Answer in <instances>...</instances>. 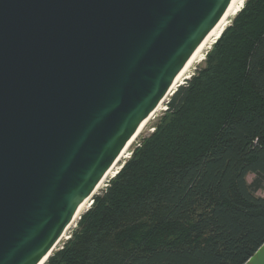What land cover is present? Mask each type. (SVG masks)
<instances>
[{
    "label": "water",
    "instance_id": "1",
    "mask_svg": "<svg viewBox=\"0 0 264 264\" xmlns=\"http://www.w3.org/2000/svg\"><path fill=\"white\" fill-rule=\"evenodd\" d=\"M231 1L0 0V264L48 261Z\"/></svg>",
    "mask_w": 264,
    "mask_h": 264
},
{
    "label": "trees",
    "instance_id": "2",
    "mask_svg": "<svg viewBox=\"0 0 264 264\" xmlns=\"http://www.w3.org/2000/svg\"><path fill=\"white\" fill-rule=\"evenodd\" d=\"M240 9L45 264H245L264 244V0Z\"/></svg>",
    "mask_w": 264,
    "mask_h": 264
},
{
    "label": "bare ground",
    "instance_id": "3",
    "mask_svg": "<svg viewBox=\"0 0 264 264\" xmlns=\"http://www.w3.org/2000/svg\"><path fill=\"white\" fill-rule=\"evenodd\" d=\"M241 3V0H232L224 14L222 15L219 22L216 24V26L211 30V34H208L207 37L203 40V44L200 45L195 53L192 55L190 60L187 62L185 67L182 69L176 80L174 81L173 85L171 86L170 90L166 94L163 101L160 103V105L156 108V110L150 115V117L143 123V125L140 126L137 133L132 138L133 142L128 143V148H124L121 153L118 155L114 163L111 165V167L108 169V171L105 173V175L101 178L91 195L80 205V207L77 210V213L71 222V224L68 226L66 232L61 237L59 244L63 240H68L70 238V235L68 236V231L71 228L76 227L77 223L80 221L81 217L91 208L92 206V199L97 194H99L110 182V180L113 179V177L117 174L119 169L122 168L119 167L124 159H126L128 156V151L132 144L139 138V136L142 134L144 129L146 128L149 123L155 119L158 114L162 111L166 110V104L168 101H170L171 97L175 94V92L187 81L189 80L193 75L194 72L197 69V66L199 63L204 61L206 57V53L209 49L213 46V44L217 41L219 38L221 32H222V26L224 25L226 19L233 14L236 9L238 8V5ZM75 229V228H74ZM72 232V231H71ZM58 244V245H59ZM58 245L56 247H58ZM55 251V250H54ZM53 251V252H54ZM53 254V253H52ZM46 259H44L40 264H45Z\"/></svg>",
    "mask_w": 264,
    "mask_h": 264
},
{
    "label": "rangeland",
    "instance_id": "4",
    "mask_svg": "<svg viewBox=\"0 0 264 264\" xmlns=\"http://www.w3.org/2000/svg\"><path fill=\"white\" fill-rule=\"evenodd\" d=\"M246 0H241V3L238 5V8L236 9V11L233 13V14H231L227 19H226V21H225V23H224V25L222 26V30L225 28V27H229V26H231L232 25V23H233V21H234V19H235V17H234V15L236 14V12L241 8L242 9V6H243V4H244V2H245ZM240 9V10H241ZM234 17V18H233ZM216 43V42H215ZM214 43V44H215ZM213 44V45H214ZM212 48V47H211ZM209 51H211V49H209L208 50V52ZM207 52V53H208ZM207 53H206V55H207ZM206 57H205V59H204V61H202L201 63H199V65L197 66V69H196V71L194 72V74H197L201 69H203L204 67H205V64H206ZM188 81H190V80H188ZM188 81H186L182 86H185V84L188 82ZM170 101H168V103H169ZM168 103L166 104V110L165 111H162V112H160L159 114H158V116L155 118V119H153L150 123H149V125H147L146 126V128L144 129V131L142 132V134L139 136V138L132 144V146L130 147V149H129V151H128V154H127V158L126 159H124L123 161H122V163H121V165L119 166V167H121L122 165H124L125 164V162H127L129 159H130V157H131V155H132V153H133V151L136 149V148H138V147H140L141 146V144H142V141L146 138V137H148L149 135H151L152 133H154L155 131H156V128H157V126H158V124L161 122V120H162V118H163V116L165 115V113L167 112V110H168ZM123 167V166H122ZM122 169V168H121ZM121 169H119V170H121ZM119 172V171H118ZM117 172V173H118ZM253 175H249L248 176V178H247V180H248V182H251L252 180H253ZM108 185H109V183H108ZM107 185V186H108ZM107 186L99 193V194H97L96 196H98V195H100V194H102V192L107 188ZM257 196H264V191H259V192H257ZM95 198V197H94ZM93 204V203H92ZM89 211V210H88ZM87 211V212H88ZM86 212V213H87ZM82 218V217H81ZM81 220V219H80ZM79 223V222H78ZM78 223H77V225H76V227H74V228H71L69 231H68V236L70 235V237H71V235L73 234V232L75 231V230H77V227H78ZM72 231V232H71ZM67 242V240H63L59 245H58V247L55 249V251L53 252V253H55V252H57L58 250H60V249H62L63 248V246H64V244ZM52 256V255H51Z\"/></svg>",
    "mask_w": 264,
    "mask_h": 264
}]
</instances>
